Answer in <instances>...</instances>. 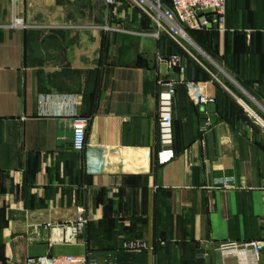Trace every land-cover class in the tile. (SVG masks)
<instances>
[{
	"label": "crops",
	"instance_id": "0c3cea01",
	"mask_svg": "<svg viewBox=\"0 0 264 264\" xmlns=\"http://www.w3.org/2000/svg\"><path fill=\"white\" fill-rule=\"evenodd\" d=\"M0 20V264H264L219 249L264 238V126L243 106L264 121V0H226L224 31L187 32L189 53L127 3L0 0ZM170 55L214 104H194ZM160 80L176 83L166 146ZM72 111L89 118L82 154ZM79 207L80 243L50 246Z\"/></svg>",
	"mask_w": 264,
	"mask_h": 264
},
{
	"label": "built area",
	"instance_id": "2783aa9c",
	"mask_svg": "<svg viewBox=\"0 0 264 264\" xmlns=\"http://www.w3.org/2000/svg\"><path fill=\"white\" fill-rule=\"evenodd\" d=\"M18 0H12L13 5ZM108 9L114 8L120 3H127L137 8L143 16L147 17L154 28L151 35L159 38L164 34L178 44L182 50L189 53L184 43H189L190 39L188 31L207 30L209 25L216 24L217 30L224 31L226 0H104ZM205 11H210V15H205ZM198 13H201L199 15ZM212 18L209 20V18ZM5 26L1 23L0 27ZM7 26V25H6ZM15 29H25L24 22L13 16L10 24L7 26ZM110 29V28H109ZM120 30V29H118ZM161 63H164L170 70H175L181 76V83H184L190 94V98L196 106H206L214 104V99L206 93V86L202 83L184 81V66L179 55H170L168 57H158ZM174 81L158 82L159 87H165L166 90L161 91L158 99V126L160 130V141L163 146L170 145L172 140V112H173V96L175 93ZM245 112L249 118L264 126L262 121L251 109L243 105ZM72 127V151L82 154L86 149V131L89 125V118L80 116L75 111L71 115ZM224 188H233L229 183H222ZM88 219L85 210L82 207L76 209V217L74 220L51 225L50 228L53 236L50 239L52 245H77L81 241ZM163 244V243H162ZM136 248H146L143 242L133 244ZM223 252L232 253L238 249H242L251 253L255 262H259L262 254H264V238L260 240L228 243L219 247ZM24 264H94L85 256H44V257H28Z\"/></svg>",
	"mask_w": 264,
	"mask_h": 264
},
{
	"label": "water",
	"instance_id": "95a60500",
	"mask_svg": "<svg viewBox=\"0 0 264 264\" xmlns=\"http://www.w3.org/2000/svg\"><path fill=\"white\" fill-rule=\"evenodd\" d=\"M198 14L201 15V13H198ZM204 14L210 15V11H205ZM211 19L212 18L210 17L209 20H211ZM210 28L217 29V25L216 24L209 25L208 29H210ZM164 67H166V66L164 65ZM204 119H209V121H211L212 123H214V121H215L213 116H208V115H204Z\"/></svg>",
	"mask_w": 264,
	"mask_h": 264
},
{
	"label": "trees",
	"instance_id": "16d2710c",
	"mask_svg": "<svg viewBox=\"0 0 264 264\" xmlns=\"http://www.w3.org/2000/svg\"><path fill=\"white\" fill-rule=\"evenodd\" d=\"M189 32H194V31H188V33H189Z\"/></svg>",
	"mask_w": 264,
	"mask_h": 264
}]
</instances>
